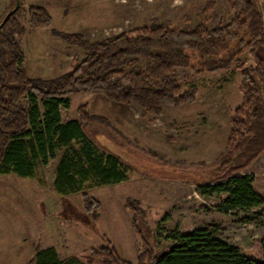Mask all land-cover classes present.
I'll return each instance as SVG.
<instances>
[{"label":"rangeland","instance_id":"rangeland-1","mask_svg":"<svg viewBox=\"0 0 264 264\" xmlns=\"http://www.w3.org/2000/svg\"><path fill=\"white\" fill-rule=\"evenodd\" d=\"M257 1L264 23V0ZM12 6V0H0V20ZM22 6L42 7L51 17L49 25L31 27L26 13L19 15L25 25L22 66L35 78L59 76L84 58L82 48L52 29L99 41L155 21L212 29L222 18L233 20L229 0H23ZM238 58L245 66L253 62L248 49ZM176 77L183 89L195 84L196 99L159 113L114 102L102 93L68 97V107H60L62 121L79 117L83 109L104 118L91 120L85 133L99 150L118 154L127 179L83 185L82 191L100 202L94 215L80 191L60 193L54 187L62 149L49 155L47 163L38 160L32 177L0 174V264H31L36 250L48 247L61 257L102 264L90 250L106 246L135 262L140 242L131 223L130 200L144 210L137 218L141 237L158 251L173 243L177 233L205 227L241 254L264 259V202L225 210L226 192L209 186L215 184L210 182L227 146L231 113L241 102L240 70L194 75L177 69ZM36 104L42 114L39 99ZM240 173L248 174L254 190L264 197V150Z\"/></svg>","mask_w":264,"mask_h":264},{"label":"trees","instance_id":"trees-1","mask_svg":"<svg viewBox=\"0 0 264 264\" xmlns=\"http://www.w3.org/2000/svg\"><path fill=\"white\" fill-rule=\"evenodd\" d=\"M12 2L13 8L15 0ZM22 2L19 0L17 10L0 27V174L32 177L38 160L47 163L49 155L62 149L54 187L60 193L80 191L86 209L95 215L100 202L88 197L83 185L117 184L127 174L118 154L99 150L85 133L91 120L104 118L83 109L79 117L62 121L60 107H68V97L80 92L102 93L114 102L159 113L164 107L188 105L196 99L197 87L190 84L183 89L177 69L198 75L235 68L241 75V102L231 113L227 146L210 182L215 184L209 186L226 192L225 210L263 204L264 197L254 190L250 176L240 173L264 150V23L257 0H229L233 20L222 18L212 29L202 25L176 28L155 21L99 41L52 29L53 34L85 51L80 62L53 78L30 77L22 66L25 25L19 15L25 12L31 27L51 23L44 8H24ZM247 49L253 62L245 66L238 56ZM127 203L140 242L136 260L121 259L113 247L91 248L90 255L102 264H264L262 257L241 254L205 227L177 233L173 243L158 251L141 237L137 218L144 210L140 203ZM31 264L86 263L74 256L61 257L48 247L37 249Z\"/></svg>","mask_w":264,"mask_h":264},{"label":"water","instance_id":"water-1","mask_svg":"<svg viewBox=\"0 0 264 264\" xmlns=\"http://www.w3.org/2000/svg\"><path fill=\"white\" fill-rule=\"evenodd\" d=\"M18 6H19V0H15L14 7L10 11H8L6 13V15L4 16V18L2 19V21L0 22V27H1V25L3 23H5L7 21V19L11 16V14L17 10Z\"/></svg>","mask_w":264,"mask_h":264}]
</instances>
